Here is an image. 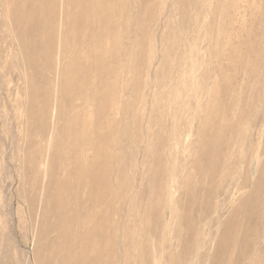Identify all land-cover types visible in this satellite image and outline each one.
I'll use <instances>...</instances> for the list:
<instances>
[{"label":"rangeland","instance_id":"rangeland-1","mask_svg":"<svg viewBox=\"0 0 264 264\" xmlns=\"http://www.w3.org/2000/svg\"><path fill=\"white\" fill-rule=\"evenodd\" d=\"M56 2L32 56L0 0V264H210L264 143V0H108L86 36Z\"/></svg>","mask_w":264,"mask_h":264},{"label":"bare ground","instance_id":"bare-ground-1","mask_svg":"<svg viewBox=\"0 0 264 264\" xmlns=\"http://www.w3.org/2000/svg\"><path fill=\"white\" fill-rule=\"evenodd\" d=\"M7 1L20 6L21 9L19 11L11 13L13 27L19 28V31H22L30 36V38H33L34 41H31L34 45L32 49H30L31 55H39V53H42L45 50L43 47L37 46L39 38L42 36L41 32L45 31V29H50V26L54 27L52 24L55 19V4H57V0ZM67 1L68 3L66 2V4L68 5V9L66 10V15L73 17L72 23L70 22L69 24V31L79 29V32L82 33L83 36H86L88 29L92 24V19L101 18L105 15L106 2L108 0ZM71 3H73L72 8L69 7ZM49 35H52V31ZM25 42L24 44L27 45ZM111 66L112 64H106L105 69H109ZM65 84L67 86L71 84V79L66 78ZM257 148V143L255 142V138H253L251 146L247 149L246 157L244 159L240 160V155L234 154V163L231 164L233 170L235 169V171L240 174L243 167H246V169L243 182H240L237 177L233 182V186L240 190L244 188L249 189L239 198V201L234 206L232 212L223 221L220 236L217 240V248L213 257L210 259V264H264V231L261 232L262 226L264 225V157L259 163L256 177L252 178L249 175L251 169L249 162L253 163V159H255V156L259 151L264 153V143L260 150ZM222 173L223 172H221L220 176ZM83 176H89L96 179L97 193L93 194L92 198L94 200L98 199L100 193L107 187L106 172L103 170L97 172V170H92L90 167H80L75 174L74 183H77ZM66 184L67 182L64 181L60 189L63 188L68 190L69 188ZM59 194L60 196L56 202L57 207L59 208L58 211L63 209L68 202L67 199L65 200L63 198V191H60ZM59 215L60 217L63 216L61 212H59ZM64 233L72 235L71 231H64ZM257 239L262 241L259 242L261 243L260 247L258 246L262 253L260 260H256L257 257L255 258L258 249L256 246ZM249 257L250 260L247 261L246 259Z\"/></svg>","mask_w":264,"mask_h":264}]
</instances>
